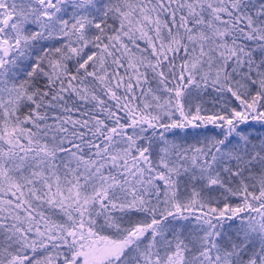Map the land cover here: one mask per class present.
<instances>
[{
	"label": "snow or ice",
	"instance_id": "1",
	"mask_svg": "<svg viewBox=\"0 0 264 264\" xmlns=\"http://www.w3.org/2000/svg\"><path fill=\"white\" fill-rule=\"evenodd\" d=\"M0 264H264V0H0Z\"/></svg>",
	"mask_w": 264,
	"mask_h": 264
}]
</instances>
